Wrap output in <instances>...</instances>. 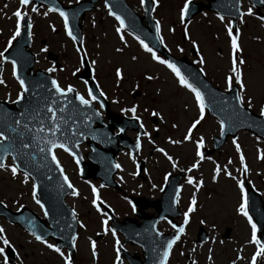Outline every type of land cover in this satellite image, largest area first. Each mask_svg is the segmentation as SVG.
I'll return each instance as SVG.
<instances>
[{
    "label": "rangeland",
    "instance_id": "rangeland-1",
    "mask_svg": "<svg viewBox=\"0 0 264 264\" xmlns=\"http://www.w3.org/2000/svg\"><path fill=\"white\" fill-rule=\"evenodd\" d=\"M64 1L69 4L74 2V0ZM127 1L133 2L138 9H141L138 0ZM159 1L161 5L155 9L154 17L160 21V38L164 41V46L176 57L186 56L190 61L195 62L215 86L226 89L225 77L231 74L229 71L231 67L230 44L225 29L229 19L224 17L222 21L216 14L207 12L181 23L179 9L184 0ZM1 4L2 0H0ZM249 8L252 9L251 15L246 14ZM45 10L30 13L33 25L32 49L38 59L35 67L45 68L50 65L44 53L40 51L45 46L55 52L58 56L57 62L61 63L62 67L65 66V72L59 73L62 86L74 84L80 91H83L84 95L83 84H77L71 77L72 72L81 67L80 55L64 34L63 22L59 15L49 13L48 16H44ZM242 13L245 14L238 21V46L241 51L235 54V57L238 61L241 59L244 61L243 65L238 64L242 70V80L246 89L241 93L245 98L244 104L247 105V100L251 98V110L258 113L261 104H264V20L255 15L254 9L245 0L242 1ZM3 23L0 24V29L3 28ZM82 23L83 55L90 60L91 64L92 61L96 62L95 65L92 64V67L96 70L97 82L109 98L112 108L118 111L135 105L146 132L149 133V136L144 137L142 142L145 155L147 156L148 151L151 154L147 156L150 159L147 165L153 177L151 183L156 187H151L150 183L145 185L140 179L133 178L135 176H131V164L123 159L121 171L128 174L130 178L126 179V186H128L125 187L126 191L140 193L147 198L158 197V191L164 183L163 174L173 169L185 170V176L191 175L194 179L193 185L185 182L186 177L181 184L182 191L178 207L182 211V216L179 221H183V212L187 210L193 193L196 195L197 203L194 206L195 211L189 214L190 221L180 241L175 244L168 264H187L189 261L191 264L193 261L195 264H233V262L249 264L255 248L246 243L250 236V227L244 217L235 212L239 203V191L235 181L225 176L223 171L216 182H213L211 177L216 165H219L221 169L227 167L232 176L244 181L245 185L248 183L261 194L264 200V141L245 131H239L234 137L245 157L248 167L247 174H244L240 168L239 154L232 144L233 138H229L219 150L204 157L196 169L187 172L186 169L197 159L195 157L196 142L203 138V147L212 148L211 138L219 133V124L205 114L196 130L191 133L190 140L184 141L183 137L187 134L188 127L198 116L192 94L176 82L166 66L153 61L150 54L146 53L125 31L121 33L124 36L122 42L114 30L117 23L113 18L107 17L102 8H96L90 12ZM50 24L54 25L55 31L49 27ZM170 28L173 31H169ZM182 32H187V37L185 36L184 39H182ZM10 35L7 32L5 38ZM2 37L0 36V39ZM43 40L45 45L41 43ZM193 41L197 44V48L192 47ZM2 45L3 43H0V50ZM116 49H121V51H116ZM132 57L136 59L133 60ZM200 59H203V64L198 63ZM117 68L122 71V78L119 80L116 78ZM149 75L153 79H145ZM0 78L5 81L4 85H0V95L2 97L6 93L14 95V79L9 65L6 66ZM133 90L140 91L135 98L132 97ZM153 111L158 115L152 116ZM150 117H154L155 124L152 123ZM130 136L133 137V133ZM170 141H180V143ZM155 148L165 149V152L177 162V167L172 168L166 157ZM257 149L260 150L261 159H257ZM57 155L59 159L60 154L56 153ZM229 160L231 164L228 163ZM6 164H11V162L8 160ZM66 167L70 172L71 181H74L76 176L74 168H71L69 164ZM22 179L21 172L13 178L10 171L0 170V200L10 209L14 210L21 205L31 208L35 206L32 199V182L28 180L27 183H21ZM196 181H202V186L198 190L194 186ZM92 186L97 188L98 196L100 192V200L116 210L113 212L118 218L131 215L132 209L129 203L122 201V197L120 198L118 194L112 193V190H103L96 182ZM82 188L86 193L81 190L78 196L69 200L70 205L78 213L80 224H84L77 244L76 264H94L91 243L99 232L104 236L100 240L93 241L96 245L97 259H100L95 264H110L112 255L115 256L114 238L109 230L105 232L102 228L101 221L106 217L97 213L92 207L91 190L86 184L82 185ZM0 220V228L5 229L6 238L10 244L14 243L13 246L22 245L23 247L17 253L20 264H62L58 257L46 250L47 247L36 244L32 241V237L18 227L12 226L3 219ZM201 220L204 221L203 224L200 223ZM199 226L207 231L208 238L206 242L196 244L195 239ZM227 228H229V234L223 237ZM158 229L169 231L170 226L167 222H161ZM116 239H120L119 236ZM4 246L0 244V247ZM124 247L131 252L138 249L133 246L127 247V245ZM237 254L242 257L239 261L235 259ZM0 264H3L1 257ZM258 264H264V258H258Z\"/></svg>",
    "mask_w": 264,
    "mask_h": 264
},
{
    "label": "snow or ice",
    "instance_id": "snow-or-ice-1",
    "mask_svg": "<svg viewBox=\"0 0 264 264\" xmlns=\"http://www.w3.org/2000/svg\"><path fill=\"white\" fill-rule=\"evenodd\" d=\"M261 3H264V0H261ZM140 4L143 7L145 5V0H140ZM151 4L153 6V10L155 9V6L158 4V0H151ZM19 5L21 7H18L14 12L13 16L15 17V25L14 30L12 31L10 37L7 41V46L5 47L4 52H0V61H8V57H6L5 52L9 50V48L13 45V42L17 40L18 37L22 35V31L28 30L29 38H31V28L33 27L31 20L28 19V14L24 12L22 9L23 7L31 5V12L32 13H39L40 9L37 6V4L33 3L32 0H19ZM41 5H44V0H41ZM239 0H235V4L232 5L236 9V11L239 13ZM105 7L107 8V3L105 4ZM190 7V0H184L183 6L179 9V19L181 23L185 21L186 13L189 10ZM49 13H58L59 17L61 18L63 22V29L65 34L72 40V42L75 44L78 42V38L76 35L73 34V31L69 24V18L66 11L62 10L59 7L56 6H47L46 10L44 11L43 15L48 16ZM241 15L245 13H240ZM247 15L252 14V9L249 8L247 10ZM109 16H114L117 26L115 27V32L119 36V39L123 42L124 36L121 35V33L126 29L127 25L125 24V20L121 18L120 15H115L113 11L108 12ZM218 18L223 21L224 17L218 14ZM50 28H52L53 31H55L54 25H49ZM225 29L227 32V36L229 37V44H230V63L231 67L229 69L230 75L225 77V85L226 90L231 89L233 87H238L239 92H237L234 96L235 105L236 106H242L245 103V98L241 94L245 92V86L243 84L242 80V70L239 65H243L244 61L237 60L235 57V54L239 53L241 49L238 46V36H239V30H236V34L233 33V22L231 20L228 21V23L225 25ZM160 31H161V25L159 21L155 22V33H156V39L159 41V44H163L164 41L160 38ZM169 31H173V29H169ZM129 35H132V32H129ZM185 36L187 37V32L185 33ZM140 47L146 52L149 53L151 56V59L153 61L158 62L161 65L166 66L173 76L175 77L176 82L182 87L187 89L192 96L194 97V105L195 108L198 110V116L192 121L191 125L187 129V134L183 137L184 141H189L191 138V133L193 130L197 127V125L203 120L205 116V103H204V95L199 87H197L194 83L190 82L189 75L192 74H184L182 73V70L171 60L169 59H162L157 53L153 50L152 47H150L147 43H145L144 39H141L139 36L134 37ZM79 43L81 47L76 48L75 50L78 53H81L83 55V38L79 39ZM192 47L197 48V44L193 41ZM40 51H46L45 48H41ZM116 51H121V49H116ZM180 51H183L180 49ZM199 55V53H197ZM133 60L136 59V57H132ZM11 63V74L14 79H16L17 84L19 86V91L16 94V98L14 101L6 99L4 103H13L18 104L21 103L25 95L29 93L30 89L28 86V82L25 79H22L17 74V61L15 59L8 61ZM95 61H92V64L95 65ZM198 63L203 64V59H200ZM55 68H48L46 71L53 72L55 71ZM198 75L203 76L205 75V72L203 69L200 70ZM116 78L117 80L122 78V71L120 68L116 69ZM194 79V75L192 76ZM145 79L151 80L153 79L152 76H146ZM202 84V82H197ZM5 81L0 78V85H4ZM203 87H206V85H202ZM41 88L46 87V85H40ZM54 89V92L51 90ZM95 91H99V96L104 97L105 93L103 91H100L98 88ZM69 94H72L70 97ZM49 96L55 97V99H52L50 103L41 104L39 107H34L32 105H29L28 107L24 108L22 111L16 113L14 116L10 114L7 110H4L0 112V170H6L10 171L13 178H15L18 174V172L21 170L20 164L17 163L18 161L23 160L25 156L28 155V153L25 150H28L30 147H37L41 142L44 144V146L39 147L38 150L40 153H46L47 156L51 157V163L55 165L56 169L60 170V176L63 179V184L67 186L68 189L71 190L70 195L73 197H76L79 195L77 189L69 182V178L64 174L63 169L61 168L60 163L57 160V157L55 156L53 150L54 149H62L65 153H68L70 156L73 157L75 160L77 166H79L80 158L78 157L77 153L74 151V149L79 145L80 141L87 136L88 132L87 130L91 128V123L94 119L100 117L101 113L99 111H94L92 108V104L94 101H96L98 98L94 94L93 89L87 90V98L85 96L81 95L80 93L76 92V90L71 86L68 85L66 87H61L60 84L56 79L50 80V89H49ZM73 97H74V103H73ZM115 102V101H114ZM71 104L72 105V112L65 117L64 115H58V113L64 114L68 111L67 106ZM55 105V107H54ZM247 106L250 110L252 107V101L251 98L247 100ZM101 108L104 107L103 104L100 105ZM46 108V112L44 109ZM121 111H126L133 113V119L139 121V117L135 116L136 112V106L133 105L130 108L127 109H121ZM152 116H157L158 113L153 111L151 113ZM258 115L260 118L264 119V104H261L259 108ZM234 122L240 121L242 122L240 118V111L238 108L233 106L232 108V115L230 117ZM45 120H47V124L45 123ZM79 121V122H78ZM35 122V123H33ZM80 124L83 125V128L80 127ZM68 126V127H62ZM139 127L143 129L144 125L143 123L139 124ZM173 127H176V125H173ZM20 129H23L21 131ZM119 131L123 132V129H120ZM226 131L225 123L223 121L220 122V132L221 134H224ZM15 133L16 136H13L12 134ZM29 133L31 134V142H25V134ZM40 133H44L45 135L43 137L39 136ZM144 137H148L149 133L144 131L142 133ZM20 139L19 147L16 146L15 142L16 139ZM92 139H96L95 136L92 137ZM172 143H180V141H170ZM232 144L235 146V151L237 154H239V162H240V168L244 174H247L248 167L245 163V157L241 152V147L237 143V139L233 138ZM204 145L203 138L199 139L195 144V157L197 158L195 162L191 164V166L186 169L187 172H191L193 169H196L200 163L201 160L204 159V155L201 151L202 147ZM141 147V141H140V134L137 135L136 143H135V150H139ZM158 152H161L166 159L170 162L172 168L177 167V162L173 160V158L168 155L162 148H156L155 149ZM258 155L257 159H261V155L259 154L260 150L257 149ZM129 158L132 159V153L129 152ZM6 156H12L13 158V164L11 167H9L5 163V157ZM35 159V157H32ZM133 163L135 164L136 161L133 159ZM229 164H231V160L228 161ZM112 168L120 169L121 165L119 163H113L111 164ZM185 171V170H182ZM221 171H223V174L230 179L235 181L236 188L239 191V203L238 206L235 208V212L237 215L244 217L246 220L247 225L250 227V236L247 239L246 243L254 246L255 250L251 254L249 264H258V258L264 257V243L261 242L260 239L257 238L258 236V225L256 222H254V218L249 214V199L245 192V183L244 181L237 179L235 176H232L231 172L228 171L227 167L221 169L219 165H216V167L213 170V175L211 177L213 182L217 181L218 176L220 175ZM30 173L25 170L23 171V179L21 180V183H27L29 180ZM132 175H136V173H132ZM122 179V178H121ZM169 174L166 173L164 175V180L168 181ZM185 182L188 185L194 184V179L191 175L186 176ZM105 185L101 184L100 187H104ZM195 188L198 190L202 186V181H196L195 182ZM91 205L96 210L97 213H101L106 218L101 221V225L105 232H107L109 229L107 228L108 225V212H102L101 205H103L104 208L108 209L110 212V207L102 200H100L97 192V188L95 186H91ZM153 188L156 187V185H152ZM163 191V189H161ZM180 192L181 188L176 187L175 188V196L173 197L171 203L172 205H176L179 202L180 199ZM37 184H32V199L35 201L37 205H39L40 209L44 212L45 217L49 215L47 211H45V204H43L40 199L37 198ZM129 204H131V201H128ZM197 203V198L195 193L192 194L190 198V202L187 205V210L183 212V221L180 225H177L175 223H172L169 221L171 228L174 229V234L166 239H160L158 240V247L153 248V252L157 254V259L154 260V264H167V261L170 256V251L173 248V245L181 238V235L185 232V226L189 223L190 216L189 214L195 211V205ZM3 205V201H0V206ZM133 211H135V208H133ZM72 219L76 220V213L73 210L71 212ZM161 219H165L164 217H161ZM78 222V221H77ZM29 225L32 226V230L30 231V235L34 237V239L39 242L42 245H45L48 249L51 251L59 254L63 258V264H71V260L69 257H67L62 250L57 247L53 243H48L45 239V236L43 234H37L36 227L33 224L31 220L28 221ZM201 224L204 223L203 220L200 221ZM69 228H71V225H68ZM80 227L83 228L84 224H80ZM152 231L155 232V237L161 238L162 234L156 230V225H152ZM111 235L114 238V251H115V259L114 264H121V243L119 239H116L117 233L113 229L111 230ZM139 235V234H137ZM77 239V236L75 234H71L70 240L75 246V241ZM0 244L11 247L10 241L6 238L5 229L0 228ZM91 255L93 259L97 258V252H96V245L95 242L91 243ZM162 249V250H161ZM209 252H211V249H209ZM0 257H3V264H8V258L5 256V249L4 247H0ZM241 255L237 254L236 261H239L241 259ZM211 259V257H209ZM193 264L195 262L193 261ZM235 264V262H233Z\"/></svg>",
    "mask_w": 264,
    "mask_h": 264
},
{
    "label": "water",
    "instance_id": "water-1",
    "mask_svg": "<svg viewBox=\"0 0 264 264\" xmlns=\"http://www.w3.org/2000/svg\"><path fill=\"white\" fill-rule=\"evenodd\" d=\"M218 5L214 6L213 8L218 10L220 13L224 14H234L236 17L238 16V12L232 5L235 4V0H217ZM261 0H253L254 3H258ZM213 2V0H210V4ZM125 22H127L125 20ZM128 28H131V25H128ZM133 30V29H132ZM184 61V60H183ZM193 66H190V64L182 63L181 67H179L182 70V73L184 74H192L189 75L190 82L194 83L197 87L200 88L204 95V103L209 108L210 112L215 114L220 121H223L225 123L226 133L234 134L236 130L239 128H248L254 133H257L261 137H264V119L257 117L255 115H252L248 112L247 109L236 106L235 100H234V93L230 94H217L215 91L211 90L207 84H205L200 75H197L199 72L195 70V73ZM194 75V79L192 76ZM32 80V79H31ZM33 88H31V100L30 101H24L21 104V110L28 107L29 105H32L34 107H39L41 104L50 103L52 99H55V97L49 96V89L50 83L46 80H42L41 78H34L33 79ZM32 80V81H33ZM202 82V84L197 83ZM29 84V82H28ZM40 85H46V87L41 88ZM202 85H206V87H203ZM28 95V93L25 95V97ZM25 99V98H24ZM74 103V102H73ZM235 106L240 111V118L242 122L240 121H233L230 119L232 115V108ZM55 107V105H54ZM68 111L64 114L58 113V115H64L67 117L68 114L72 112V105L69 104L67 106ZM0 110H2V107H0ZM7 110L8 109H3ZM17 111L16 113L20 112ZM46 112V108L44 109ZM14 116V115H13ZM95 120V119H94ZM79 122V121H78ZM35 123V122H33ZM45 123L47 124V120H45ZM62 127H68L63 126ZM80 127L83 128V125L80 124ZM23 131V129H20ZM88 134L87 136H91V128L87 130ZM13 136H16L15 133L12 134ZM45 134L40 133L39 136L43 137ZM96 138L97 135H94ZM98 139L103 143L106 144L104 137H98ZM82 141V140H81ZM80 141V142H81ZM25 142H31V134L26 133L25 134ZM16 146L19 147L20 139L17 138L15 142ZM44 146V144L41 142L37 147H30L28 150H25L28 155L23 158V160L18 161L17 163L20 164V168L25 171L27 170L30 173V176L34 179L35 183L37 184V198L40 199V201L45 204V211L49 213L48 215V221L50 225L52 226L51 234L58 238H65L69 235L71 228L68 227L70 225L69 218L67 214L63 211V207L61 204V199L63 194L65 193V187L63 184V180L60 177L58 169H56L55 165L51 163V157L47 156L46 153H40L38 148ZM32 157H35L33 159ZM95 161L99 162L100 157H95ZM98 168H96L97 170ZM174 197V196H173ZM157 206H159V203L157 201ZM174 206V205H173ZM7 214V211L4 209L3 206H0V214ZM126 234V231H125ZM127 236V234H126ZM137 242L146 244L147 252L146 257L149 259V264H154V260L157 259V254L153 252V248L158 247V240L152 241L149 238H146L145 240H138ZM162 250V249H161Z\"/></svg>",
    "mask_w": 264,
    "mask_h": 264
}]
</instances>
